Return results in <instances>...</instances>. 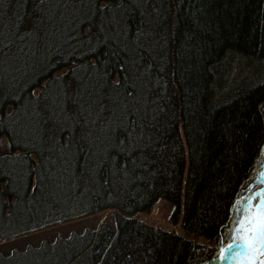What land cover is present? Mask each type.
<instances>
[{
	"label": "trees",
	"instance_id": "1",
	"mask_svg": "<svg viewBox=\"0 0 264 264\" xmlns=\"http://www.w3.org/2000/svg\"><path fill=\"white\" fill-rule=\"evenodd\" d=\"M143 11L155 35L141 38L148 50H137L138 71L120 67L126 56L113 43L97 46L96 23L87 22L74 33L68 29L67 43L49 54L50 63L38 61L0 88V156L10 155L0 165V242L107 208L119 211L115 227L103 223L1 254L0 264H210L217 256L219 231L264 146V0H149ZM30 12L31 2L26 7L10 0L0 27L12 38L9 29L21 17L27 22ZM194 19L199 39L188 41L184 33ZM128 21L135 34L139 11ZM225 30L240 39L217 44L215 34ZM129 73L118 91L122 96L133 82L138 89L144 143L150 145L146 168L129 184L77 190L71 168L65 171L57 160L59 144L51 147L49 138L42 146L22 135L30 97L56 77L74 87L77 78L98 85ZM159 199L177 208L183 202L184 229L204 241L130 216L151 211Z\"/></svg>",
	"mask_w": 264,
	"mask_h": 264
},
{
	"label": "snow or ice",
	"instance_id": "2",
	"mask_svg": "<svg viewBox=\"0 0 264 264\" xmlns=\"http://www.w3.org/2000/svg\"><path fill=\"white\" fill-rule=\"evenodd\" d=\"M23 2L26 7L31 2L27 22L21 17L19 23L12 25L9 29L12 38L0 27V88L25 74L36 62L48 60L50 63L49 54L67 43L68 29L74 33L79 30L78 25L95 22L99 33L96 35L97 46H107L111 42L123 51L126 59L120 62V67L125 71H138L140 57L137 50H148L141 38L148 40L155 35V24L143 11L149 0H109L104 6L100 5V0ZM9 3L10 0H0V17ZM137 11L140 23L133 34L128 18ZM151 11H156L154 6ZM192 23L193 29L184 33L188 41L199 39L195 29L199 28L200 21L194 19ZM70 38L74 40L75 36ZM214 39L217 44L228 45L240 36L225 30L217 32ZM122 40L129 41L132 49ZM130 79L131 73L122 76L118 83L105 81L96 85L77 78L73 87L64 85L63 80L56 77L51 82L46 81L40 92L30 97L34 104L30 113L25 110L22 135L38 140L42 146L49 138L51 147L59 144L57 160L67 165L65 171L71 168L70 179L77 190L129 184L136 179L138 169L146 168L150 145L144 143V122L137 106L138 89L133 82L130 90L124 89L122 96L118 91ZM2 126L3 118L0 117ZM57 133L61 134L59 138ZM63 133L69 134L67 140ZM37 155L42 156V152L38 151ZM9 158L8 153L0 156V165ZM43 179L40 178L41 183ZM256 179L264 185V168ZM236 205L234 210L241 214L240 218L231 240L220 246L217 258L228 260L229 264H264V187L249 186L248 194L237 197Z\"/></svg>",
	"mask_w": 264,
	"mask_h": 264
},
{
	"label": "rangeland",
	"instance_id": "3",
	"mask_svg": "<svg viewBox=\"0 0 264 264\" xmlns=\"http://www.w3.org/2000/svg\"><path fill=\"white\" fill-rule=\"evenodd\" d=\"M263 164L264 146L261 156L256 163L253 175L241 186L237 197L243 198L245 195H247L249 186H252L254 188L263 187L256 179L260 170L262 169ZM236 201L237 198L235 199L233 207L230 211L228 221L221 227L219 231V248L222 244L226 245L231 240L233 229L236 227V222L240 218L241 214L238 211L234 210V208H236L237 206ZM183 213V202H181L180 207L177 208L176 205L171 204L165 199H159L151 211L139 212L130 216L142 220L148 224L157 227H163L169 231H174L175 233L190 240L203 242L204 238L196 236L195 234H192L184 229L182 224ZM118 214L119 211L117 209L107 208L79 219L61 222L38 231L1 241L0 255H9L15 250H25L30 245L39 246L44 241H54L58 237H67L74 232L83 233L87 229H98L103 223L115 227L116 217ZM174 214L177 215V219L175 220L172 219ZM222 262L223 264H229L228 260H224Z\"/></svg>",
	"mask_w": 264,
	"mask_h": 264
},
{
	"label": "bare ground",
	"instance_id": "4",
	"mask_svg": "<svg viewBox=\"0 0 264 264\" xmlns=\"http://www.w3.org/2000/svg\"><path fill=\"white\" fill-rule=\"evenodd\" d=\"M262 168H264V164H263ZM262 186L264 187V185H262ZM212 264H223V262L220 259H218L217 257H215L212 261Z\"/></svg>",
	"mask_w": 264,
	"mask_h": 264
}]
</instances>
